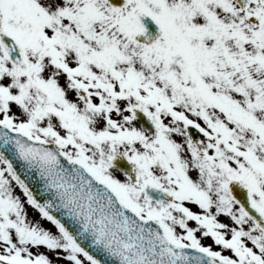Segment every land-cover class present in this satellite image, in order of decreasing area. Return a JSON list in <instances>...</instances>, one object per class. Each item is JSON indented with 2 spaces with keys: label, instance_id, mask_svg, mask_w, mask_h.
<instances>
[{
  "label": "snow or ice",
  "instance_id": "snow-or-ice-1",
  "mask_svg": "<svg viewBox=\"0 0 264 264\" xmlns=\"http://www.w3.org/2000/svg\"><path fill=\"white\" fill-rule=\"evenodd\" d=\"M64 261L264 264V0H0V264Z\"/></svg>",
  "mask_w": 264,
  "mask_h": 264
},
{
  "label": "rangeland",
  "instance_id": "rangeland-1",
  "mask_svg": "<svg viewBox=\"0 0 264 264\" xmlns=\"http://www.w3.org/2000/svg\"><path fill=\"white\" fill-rule=\"evenodd\" d=\"M30 212H31L32 216H37L38 215V213L35 210H31L30 209ZM44 223H45V226H47V222L45 221ZM204 242L205 243H210V240H205ZM64 264H68V262H65Z\"/></svg>",
  "mask_w": 264,
  "mask_h": 264
}]
</instances>
